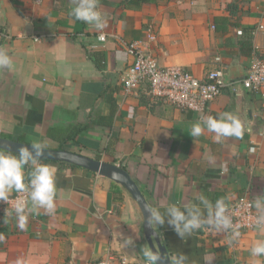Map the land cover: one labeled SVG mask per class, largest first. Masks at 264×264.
Listing matches in <instances>:
<instances>
[{"label": "crops", "instance_id": "1", "mask_svg": "<svg viewBox=\"0 0 264 264\" xmlns=\"http://www.w3.org/2000/svg\"><path fill=\"white\" fill-rule=\"evenodd\" d=\"M74 6L75 0H0V49L13 61L11 69L0 68V136L124 166L150 207L162 212L199 204L201 195L213 205L264 196V99L240 83L255 52L264 56V33L256 31L264 0H98L103 30L73 18ZM150 25L156 42L147 38ZM134 41L161 65L183 66L199 78L223 67L231 85L204 112L153 98L145 87L128 93L123 79L133 57L126 46ZM221 113L243 118L242 138L217 143L206 129L191 137L194 123ZM38 163L57 169L56 210L29 214L21 231L9 200L25 192L0 201V264H95L108 253L145 260L144 217L125 187L79 166ZM30 171L26 165V177ZM154 229L171 259L264 264V256L251 254L264 240L258 228L235 239L206 224L184 238L167 221Z\"/></svg>", "mask_w": 264, "mask_h": 264}, {"label": "clouds", "instance_id": "2", "mask_svg": "<svg viewBox=\"0 0 264 264\" xmlns=\"http://www.w3.org/2000/svg\"><path fill=\"white\" fill-rule=\"evenodd\" d=\"M70 15L97 30H103L107 23L98 9V0H75V6L71 9ZM12 66L11 57L5 50L0 49V68L11 69ZM205 129L215 133L214 139L217 143L222 138H242L244 132L240 119L230 113L202 118L201 121L192 125L190 135L199 137ZM46 147V144L34 143L30 147L21 146L17 154L0 151V201H8L9 194L13 191L28 193L26 198H17L13 205L17 226L21 231L27 228L29 214L43 209L47 214L52 215L56 210L57 169L54 165L38 163L45 156ZM26 165L31 166L27 177L25 175ZM198 200L199 204L192 203L184 205L183 208L171 204L163 212L146 205L144 211L147 213V222L154 228V226L164 225L167 221L182 238L186 235L190 236L205 224L216 231L231 229L233 238L239 237L240 233L233 225L228 206L223 198L218 199L214 205L203 195L198 197ZM200 205L207 210L206 218L203 216ZM252 206L257 212L256 225L260 231L264 232V196H257ZM0 240H3L2 235H0ZM251 254L254 257L264 256V240L255 243ZM143 256L146 264H167L164 257L151 248L145 247ZM15 264H26V261L18 258ZM171 264H189L188 256L178 254L172 259Z\"/></svg>", "mask_w": 264, "mask_h": 264}, {"label": "built area", "instance_id": "3", "mask_svg": "<svg viewBox=\"0 0 264 264\" xmlns=\"http://www.w3.org/2000/svg\"><path fill=\"white\" fill-rule=\"evenodd\" d=\"M33 1L41 3L44 0ZM257 30L264 33V24L259 23L256 26ZM238 32L241 34L243 31L239 30ZM146 34L149 41H157L158 33L153 25L146 28ZM99 38L101 41H105L106 37L100 35ZM126 49L133 57L123 79L124 89L128 93H138L139 89L145 87L153 98L166 100L179 108L204 112L208 104L218 97L225 87L231 85V82L226 81V70L223 67L209 70L203 78H199L183 66L161 65L155 55L142 48L140 41L129 43ZM240 83L244 88L259 94L264 99L263 55L255 52L248 72ZM256 150L254 145L250 148L251 152ZM27 195L26 192L16 195L9 200L10 205L15 204L12 200L26 198ZM253 201L252 197L243 195L226 202L233 225L239 233L258 228L255 222L257 212L252 206ZM225 232L233 233L231 229ZM95 264H146V260L108 253Z\"/></svg>", "mask_w": 264, "mask_h": 264}, {"label": "water", "instance_id": "4", "mask_svg": "<svg viewBox=\"0 0 264 264\" xmlns=\"http://www.w3.org/2000/svg\"><path fill=\"white\" fill-rule=\"evenodd\" d=\"M232 75L230 72L225 73L226 81L229 82ZM240 119L242 125L244 123L243 118L238 114H232ZM32 144L11 139L8 137L0 136V149L6 152L17 154L21 146L30 147ZM40 160H48L55 162L69 163L75 166L85 168L94 173L100 174L102 176L108 177L115 182L121 184L125 187L133 197V199L138 203L141 212L144 217V231L149 248L153 249L161 256L164 257L167 264H171V257L167 250V247L161 242L159 234L154 228H152L147 222V213L144 211L146 205L150 207L147 199L143 195L142 191L138 187L137 183L134 181L130 173L123 167L103 161L98 158H92L81 153L73 152L67 149H55L46 148L45 156Z\"/></svg>", "mask_w": 264, "mask_h": 264}, {"label": "trees", "instance_id": "5", "mask_svg": "<svg viewBox=\"0 0 264 264\" xmlns=\"http://www.w3.org/2000/svg\"><path fill=\"white\" fill-rule=\"evenodd\" d=\"M139 1H149V0H138V2H139ZM19 141H22V142H23L24 140H20V139H19ZM0 151H4V150H1V149H0ZM5 152H6V151H5ZM42 161H44V162H49V161H47V160H42ZM60 163L63 164V165H66V166L74 167L72 164H69V163H64V162H60ZM122 167L124 168V166H122Z\"/></svg>", "mask_w": 264, "mask_h": 264}]
</instances>
